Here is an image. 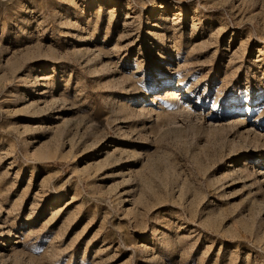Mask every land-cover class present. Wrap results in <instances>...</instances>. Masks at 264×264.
Returning a JSON list of instances; mask_svg holds the SVG:
<instances>
[{
	"label": "rangeland",
	"instance_id": "1",
	"mask_svg": "<svg viewBox=\"0 0 264 264\" xmlns=\"http://www.w3.org/2000/svg\"><path fill=\"white\" fill-rule=\"evenodd\" d=\"M0 264H264V0H0Z\"/></svg>",
	"mask_w": 264,
	"mask_h": 264
},
{
	"label": "bare ground",
	"instance_id": "2",
	"mask_svg": "<svg viewBox=\"0 0 264 264\" xmlns=\"http://www.w3.org/2000/svg\"><path fill=\"white\" fill-rule=\"evenodd\" d=\"M155 7H158V5H156ZM165 85L166 86H168L169 85V88H166L164 91H165V95H164V97H169L171 100H173V101H180V100H182V98H184L185 96H184V94H185V92H184V90H182V88H179V89H174L173 87H174V83H171V81H167L166 83H165ZM192 87H194V86H192ZM155 94H157L156 92H154L153 93V95H155ZM150 100V99H149ZM148 100V101H149ZM249 103L251 104V100L249 101ZM261 158H263V155L262 154H260V156H259V159H261ZM242 162V161H241Z\"/></svg>",
	"mask_w": 264,
	"mask_h": 264
}]
</instances>
